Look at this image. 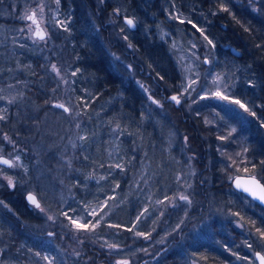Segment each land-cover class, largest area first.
Returning a JSON list of instances; mask_svg holds the SVG:
<instances>
[{
	"label": "trees",
	"instance_id": "trees-1",
	"mask_svg": "<svg viewBox=\"0 0 264 264\" xmlns=\"http://www.w3.org/2000/svg\"><path fill=\"white\" fill-rule=\"evenodd\" d=\"M260 1L104 2L103 11L117 7L137 20V28L127 27L126 35L140 58L139 75L168 110L158 116L151 112L137 85L131 80L124 82L115 72L109 51L112 39L104 30L102 39L96 33L88 9L93 10L91 0H59L65 57L71 63L73 94L83 117L71 178L73 197L64 211L70 217L91 212L96 219L108 211L94 229H88L90 237L83 241L80 251L85 264H116L120 256L126 257L128 264H190L191 254L202 264H250V260L257 262L254 252L264 253V239L260 236L264 232V207L236 190L232 178L253 174L264 182V0ZM12 6L13 2H9L4 7L8 13L1 20L3 25L17 22ZM15 6L20 9L18 3ZM97 20L102 23V16L97 15ZM162 26L186 44L205 41L207 36L212 41L213 69L230 82L229 93L255 113L253 116L248 112L249 123H236L233 142H239L245 150L240 166L227 169L225 157L216 147L218 144L228 150L231 146L227 142L225 147V141L217 143L214 139L219 132H226L227 123H220L223 127L216 132L208 123H200L201 115L195 116L193 122L186 110L167 98H171V91L180 90L181 82L176 83L180 72L169 43L162 38ZM231 46L240 50L239 56L231 52ZM32 58L31 78L37 79L44 74L43 62ZM30 86L31 93L39 91L35 97L41 105L47 107L56 99L51 93H41L36 84ZM6 143L0 132L1 152L9 151ZM25 149L21 145L19 151ZM210 151L215 157L211 164L207 163ZM186 154L192 157L197 175L190 176L188 200L179 199L168 208L167 202L180 194L178 178L182 170L178 166L187 161ZM208 176L213 185L205 181ZM212 191L224 195L233 218L214 219L207 228L211 229L207 232L209 238L191 242V229L204 220L211 207ZM245 201H250V205ZM4 215L0 216V228H8L2 232L3 240L8 250L15 252L28 227L7 216V221H3ZM86 221L91 226L97 222L89 218ZM242 227L255 232L261 243L254 241L251 245L253 240L245 233L248 229ZM107 228L125 250L111 252L102 244L100 239L108 233ZM50 229L57 237L63 231L56 224ZM30 230L48 236L43 230ZM27 245L40 253L51 251V247L36 242Z\"/></svg>",
	"mask_w": 264,
	"mask_h": 264
},
{
	"label": "rangeland",
	"instance_id": "rangeland-1",
	"mask_svg": "<svg viewBox=\"0 0 264 264\" xmlns=\"http://www.w3.org/2000/svg\"><path fill=\"white\" fill-rule=\"evenodd\" d=\"M105 1L91 0L93 10L91 11L90 7L88 9L92 14V23L99 37L103 38L102 30H104L112 39L110 41L113 47L109 51L114 70L124 82L134 80L146 96L151 112L162 116L168 110L163 106V101L155 96L149 84L139 75L141 65H138L137 61L140 58L126 35L128 25L124 21V16H131L136 24L137 20L133 15L121 13L117 7L103 11L101 7L104 6ZM252 1L255 4L260 0ZM9 2H13L12 15L13 19L17 21L11 26L3 25L1 21L7 16L5 13L8 12L4 7ZM17 3L20 9L15 6ZM41 8H43L42 12ZM33 10L37 13L36 19L40 29L46 33L43 40L35 35L36 25L24 18L25 14H30ZM97 15L102 16V23L98 22ZM58 18L56 0H0V97H2L0 99V115L5 117L0 120V132L7 142L6 144L13 146L9 158L13 160L10 172L17 175V179H14L15 183H19L21 190L34 192L40 201V208L32 204L40 215L39 219L35 221L32 218L28 221L23 217L20 218L21 223L28 228L22 234L23 239L19 250L15 252L8 250L3 240L4 229L0 228V236L5 244H2L0 264H81V262L85 264L80 251L82 253V243L89 239L88 229L92 227L86 223V218L100 221V218L108 215V211H103L99 219H96V214L91 212L70 217L67 211H64V207L73 197L71 178L74 174L75 154L81 136L79 127L83 117L73 94L71 63L65 57V46L63 45L65 35L62 33ZM29 26H31V30H29ZM161 35L169 43L170 51L178 65L180 77L176 83L181 82L178 92H170L178 97L180 103L177 104L168 95L167 98L186 110L189 117L192 118L191 121L194 122V117L201 115L200 123H208L216 132L223 127L220 123H227L226 132H219V136L216 135L214 139L217 143L225 141V144L223 143L225 147H227V142L231 146L228 150L218 144L216 147L220 149L222 157H225L227 169L232 170L231 167L234 165L240 166L242 162L240 157L244 156L245 150L239 142H233V134L237 126L236 123H249L248 112L241 109L239 105L230 103L229 100L215 96V93L219 91L223 95L229 96L230 99L237 100L229 93L230 82L225 79L223 73L213 69L212 46L207 40L189 41L190 44H186L185 41L177 40L178 38L172 31L164 29L163 26ZM32 57L40 58L43 62L44 74L39 75L37 79L31 78L34 75ZM53 64L59 69V75L52 70ZM32 83L38 86L41 93H45V95L47 92L51 93L56 96V99L52 100L47 107L41 105L35 97L39 91L34 94L30 92ZM57 104H64L70 111L65 112L62 108L56 107ZM169 137L172 139V136ZM18 143L20 147L22 145V148L25 149V146L27 148L23 152L19 151L20 147L16 146ZM212 151L208 155L209 161L207 159L209 164L214 163L215 159ZM186 158L187 161L178 166V169L182 170V175L179 174L178 178L180 194L169 201L167 200L166 207L168 208H172L181 196L188 195L187 193L191 189L190 176L192 178L193 174L197 175V170H193L192 157L186 154ZM0 176L9 180L7 174L2 173ZM219 179L221 180V178ZM205 181H210V185H213L210 176ZM216 193L218 195L215 194V191L210 194L211 207L204 220L197 227L191 229L189 236L191 242L209 238L208 233L211 232V229L207 231V228L214 219L222 218L225 221L229 217L233 218L225 203L224 195H221L220 192ZM180 201L184 202L185 200L180 199ZM245 203L250 205L251 202L245 201ZM4 209L6 212L13 213L7 205H4ZM72 220H75L77 224H88V229H77L72 224ZM3 221H7L6 217ZM54 224L63 230L61 233L59 232V237L50 229ZM92 225H97V222ZM242 228L249 230L245 233L250 237V240H253L251 245H254V241L258 245L261 243V239L255 232L250 231L248 227ZM30 229L52 231L54 235L42 237L33 234ZM109 230L110 228H107L108 233L101 237L102 244H105L111 252L125 250L126 247L119 243L118 238ZM31 241L40 246L47 245L51 247V251L40 253L27 245L32 243ZM109 245H115V247L110 248ZM126 259V257L120 256L116 262ZM189 263L202 264L194 254H191ZM250 264L258 263L250 260Z\"/></svg>",
	"mask_w": 264,
	"mask_h": 264
},
{
	"label": "snow or ice",
	"instance_id": "snow-or-ice-1",
	"mask_svg": "<svg viewBox=\"0 0 264 264\" xmlns=\"http://www.w3.org/2000/svg\"><path fill=\"white\" fill-rule=\"evenodd\" d=\"M57 4H59V0H56ZM224 11H228V9H223ZM40 11L42 12L43 11V8L40 9ZM37 17V13L35 12V10H33L30 14H25L24 18L27 19V20H30L32 21L33 24L36 25V31H35V35L38 36L41 40L45 39V36H46V33H44L41 29H40V26H39V23L36 19ZM133 20L129 19L127 20V24L128 25H133ZM189 23H191V21H189ZM193 27H195V25H193ZM29 30H31V26H29ZM67 30V29H65ZM126 38V37H125ZM205 40L208 41V43L211 45L212 44V41L211 40H208V37L205 36L204 37ZM52 70L54 72L57 73V75H59V69H57L56 65H52ZM73 75H75V72L73 73ZM187 90V89H186ZM215 96H217L218 98L220 99H223V100H229L230 103H234V104H237L239 105V107L241 109H243L245 112H249L250 115H255L254 112H250L249 108H247L245 106V104L241 103L239 100H232L230 99L229 96L227 95H223L221 92L217 91L215 93ZM0 99H2V97H0ZM171 99L173 101H175L177 104L180 103V100L178 99L177 96H172ZM9 103H12V101H9ZM154 103H156V101H154ZM56 107H59V108H62L65 112H69V108L65 107L64 104H57L55 105ZM5 119V117L3 115H0V120H3ZM5 139H7V137H5ZM17 159H19L17 157ZM0 163H3V164H6V165H9V166H13L11 165L10 161L8 160H0ZM264 163V162H262ZM245 171L247 172L248 169H245ZM9 184L12 185L13 182L12 180L9 178ZM237 187H242L243 190L245 192H248L249 194H251L254 198H257L259 199L261 202H264V184H261L260 183V180L257 179L255 177V175L252 176L251 180L246 182V184H241V182L238 180L237 181ZM28 199L30 201H32V203L37 207V208H40V204L36 201V198L34 196H31L29 195ZM180 199L182 200H188V197L187 196H181ZM2 203V202H0ZM43 211V209H41ZM49 219H51V217H49ZM71 219V218H70ZM72 224H74L76 226L77 229H84V230H87L88 229V225L87 224H77V222L75 220H72L71 221ZM97 223H99V221H97ZM96 225H92V228L94 229ZM131 230V229H129ZM138 235H142V233H137ZM260 236L262 239H264V232H260ZM110 248H114L115 245H109ZM249 247H251V245H249ZM256 257L258 258V260L260 261V264H264V255H261L259 252L255 254ZM45 259H47V257H45ZM116 264H128V261L124 260V261H117Z\"/></svg>",
	"mask_w": 264,
	"mask_h": 264
},
{
	"label": "flooded vegetation",
	"instance_id": "flooded-vegetation-1",
	"mask_svg": "<svg viewBox=\"0 0 264 264\" xmlns=\"http://www.w3.org/2000/svg\"><path fill=\"white\" fill-rule=\"evenodd\" d=\"M173 95H171L172 97ZM17 147H19L18 145H16ZM9 148V151H0V160L1 157L4 156L6 158H8V160H10L11 165L13 164V160L9 158L10 156V151H12L11 149H13V146H10L8 144L7 146ZM10 166L9 165H5L3 163H0V175L2 173L9 175V178L12 180L13 184L10 185L9 184V180H6L4 177L2 178V176H0V212L1 214H5V216H7L8 218H12L14 221H16V223L20 222L21 223V217L24 216L23 213L26 215L24 218V220H32V218L36 221V219H39V214L38 211L36 210V208L31 205L27 199H26V195L29 191L31 190H26L24 191L23 189L21 190L19 188V183H15L14 179H17V175H15L14 173L10 172ZM2 181V182H1ZM18 182V181H17ZM3 205V206H2ZM4 205H7L8 207H10V209L13 211V213L10 212H6L4 211ZM17 216V217H16ZM22 224V223H21ZM26 226V225H25ZM8 227H4V229H7ZM27 229V228H26ZM48 236L54 235L52 234V231H46ZM5 245L3 243V240L0 236V253L2 251V246Z\"/></svg>",
	"mask_w": 264,
	"mask_h": 264
},
{
	"label": "water",
	"instance_id": "water-1",
	"mask_svg": "<svg viewBox=\"0 0 264 264\" xmlns=\"http://www.w3.org/2000/svg\"><path fill=\"white\" fill-rule=\"evenodd\" d=\"M129 19L133 20V22H134L133 25H128V24H127V20H129ZM124 21H125V23L129 26L130 29H136V22L134 21V19H133L131 16H124ZM226 47H229V46L226 45ZM230 49H231V52H232L234 55H236V56H239V55H240V50H239L237 47H235V46H231ZM206 61H207V60H206ZM173 96H174V94H173ZM1 160H8V158L2 156V157H1ZM8 161H10V160H8ZM10 162H11V161H10ZM5 165H6V164H5ZM252 176H253V174H239V175H236V176L234 177V179H233V185H234V188H235L236 190H238V191L244 193L245 195L249 196L251 199H253L254 201H256L257 203L261 204V205L264 207V202H261L259 199L254 198V197H253L251 194H249L248 192H245V191L243 190L242 187H237V181H238V180L241 182V184H246V182H248V181L251 180ZM255 177H256L257 179L260 180V183H261V184H264V182H263L259 177H257L256 175H255ZM29 195L34 196V197L36 198V201L40 204V201H39L37 195H36L34 192H28L27 195H26V199H27V201H28L31 205H32L33 203H32V201H30V200L28 199ZM34 206H35V205H34ZM258 252H259L261 255H264L263 252H261V251H257L256 253H258ZM255 257H256V255H255ZM256 260H257L258 264H260V261L258 260L257 257H256Z\"/></svg>",
	"mask_w": 264,
	"mask_h": 264
},
{
	"label": "bare ground",
	"instance_id": "bare-ground-1",
	"mask_svg": "<svg viewBox=\"0 0 264 264\" xmlns=\"http://www.w3.org/2000/svg\"><path fill=\"white\" fill-rule=\"evenodd\" d=\"M128 28H129V26H128ZM136 28H137V24H136ZM130 29V28H129ZM130 30H135V29H130ZM131 81H133L134 83H135V81L134 80H132L131 79ZM135 85H137L136 83H135ZM137 87H138V85H137ZM139 88V87H138ZM140 89V88H139ZM141 90V89H140ZM142 92V91H141ZM171 95H173V94H171ZM162 101V100H161ZM258 177V176H257Z\"/></svg>",
	"mask_w": 264,
	"mask_h": 264
}]
</instances>
